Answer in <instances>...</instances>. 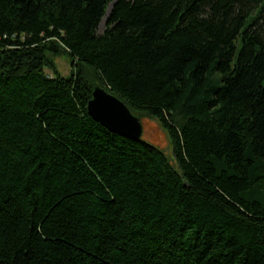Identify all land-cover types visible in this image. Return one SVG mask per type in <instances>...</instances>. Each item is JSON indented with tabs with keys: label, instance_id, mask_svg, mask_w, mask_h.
<instances>
[{
	"label": "trees",
	"instance_id": "obj_1",
	"mask_svg": "<svg viewBox=\"0 0 264 264\" xmlns=\"http://www.w3.org/2000/svg\"><path fill=\"white\" fill-rule=\"evenodd\" d=\"M112 1L0 0V264H264V0Z\"/></svg>",
	"mask_w": 264,
	"mask_h": 264
},
{
	"label": "water",
	"instance_id": "obj_2",
	"mask_svg": "<svg viewBox=\"0 0 264 264\" xmlns=\"http://www.w3.org/2000/svg\"><path fill=\"white\" fill-rule=\"evenodd\" d=\"M116 0L107 6L108 14ZM87 112L96 122L100 123L110 132L133 140H139L143 133L140 118L119 98L96 84L91 98L87 102Z\"/></svg>",
	"mask_w": 264,
	"mask_h": 264
},
{
	"label": "rangeland",
	"instance_id": "obj_3",
	"mask_svg": "<svg viewBox=\"0 0 264 264\" xmlns=\"http://www.w3.org/2000/svg\"><path fill=\"white\" fill-rule=\"evenodd\" d=\"M106 19H107V14H105V16L102 18L101 22L99 23L98 33H102L104 31ZM49 55H51V54H49ZM51 60L54 62L55 67L57 69V72L59 73L60 76H62V77L70 76L71 70L74 69V67L72 66V63L70 62V59L67 55H65V54L56 55V56L51 57ZM45 72L49 76L52 75V71H50L48 69H46ZM140 121H141V124L143 127V133L141 136L142 140H144L148 143H151L157 147H159V146L166 147V142H167L168 150L166 148H161V147H159V148H161L164 152L167 151V152H170V154H171V148H170V144H169V141L167 139V136H166V134L163 135L161 133L163 131L159 130L157 124L153 120H151L150 118H147V117H141ZM164 137L166 138V140Z\"/></svg>",
	"mask_w": 264,
	"mask_h": 264
}]
</instances>
